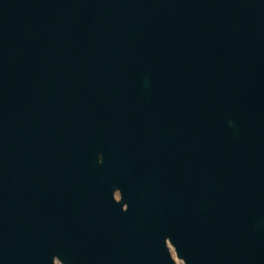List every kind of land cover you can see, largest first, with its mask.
<instances>
[{
    "label": "water",
    "instance_id": "1",
    "mask_svg": "<svg viewBox=\"0 0 264 264\" xmlns=\"http://www.w3.org/2000/svg\"><path fill=\"white\" fill-rule=\"evenodd\" d=\"M0 264H264V0H0Z\"/></svg>",
    "mask_w": 264,
    "mask_h": 264
}]
</instances>
